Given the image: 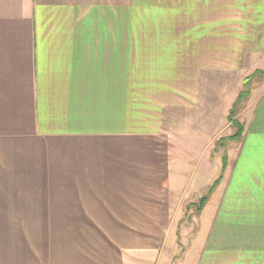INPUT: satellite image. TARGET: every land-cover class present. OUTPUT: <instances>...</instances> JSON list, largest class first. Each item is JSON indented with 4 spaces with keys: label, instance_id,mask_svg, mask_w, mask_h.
Here are the masks:
<instances>
[{
    "label": "crops",
    "instance_id": "0c3cea01",
    "mask_svg": "<svg viewBox=\"0 0 264 264\" xmlns=\"http://www.w3.org/2000/svg\"><path fill=\"white\" fill-rule=\"evenodd\" d=\"M166 2L0 0V264H150L165 249L184 185L163 107L264 54V0L238 14L190 0V41L137 33L144 5L178 20ZM247 103L237 168L264 202V81Z\"/></svg>",
    "mask_w": 264,
    "mask_h": 264
},
{
    "label": "rangeland",
    "instance_id": "374dc122",
    "mask_svg": "<svg viewBox=\"0 0 264 264\" xmlns=\"http://www.w3.org/2000/svg\"><path fill=\"white\" fill-rule=\"evenodd\" d=\"M153 1L163 0H150ZM189 1L167 0L165 8L168 11H179L175 13L178 20L173 21V25L166 21L170 17L164 16L170 12L156 14L150 7L153 4L139 7L133 13L135 17L143 15L138 17L143 27L137 26V33L189 35L190 41L192 4ZM219 2L220 6L223 0ZM227 2L230 14H238L241 0ZM156 18L168 22V29ZM143 19L149 29L145 28ZM158 23L162 29L155 30ZM263 56L260 55L255 63L244 70L202 74L194 104L169 103L163 107L161 120L165 134L170 135L171 164L180 169L182 177L178 181L180 185L182 181L184 187L182 195L178 197L180 201L176 204V213H173L176 216L171 219L165 249L151 257L150 264H240V259L256 264V261H264V202L259 197L261 191H255L252 185L261 180L256 173L252 174L253 180H246L245 171L237 168L241 140L228 139L237 131L229 115L239 93L243 90L250 92L236 106L233 118L243 123L244 115L241 116V113L251 93L264 81ZM177 69L184 70L181 58ZM248 77L251 78L250 86H245ZM191 93L188 91L185 99L180 101L190 102ZM250 150L248 146L246 155ZM224 156L228 161L222 181L224 184L221 183L222 187L210 196L199 214L198 202L208 194L220 176ZM194 185L195 189L192 188ZM191 189L195 192L193 197Z\"/></svg>",
    "mask_w": 264,
    "mask_h": 264
},
{
    "label": "trees",
    "instance_id": "16d2710c",
    "mask_svg": "<svg viewBox=\"0 0 264 264\" xmlns=\"http://www.w3.org/2000/svg\"><path fill=\"white\" fill-rule=\"evenodd\" d=\"M250 80L251 78L248 77L247 80L244 82L245 86H250ZM250 94V92H245L244 90L241 91L237 97L236 102H234L233 107L230 111V115H229V119L232 120V124L235 125L237 127V131L235 133V135L233 136H229L228 139H240L243 135L244 132V126L242 125L241 122L234 120V115H235V110H236V106L241 103L242 101H244L245 97H248ZM222 140V139H221ZM227 156L223 157V166H222V172L220 174V176L215 180V182L213 183V185L211 186V188L209 189V192L207 195H205L204 197H202L200 199V201L198 202L197 205V210L198 213L200 214L204 208V206L206 205V203L209 201L210 196L217 190L218 186L220 185V183L223 180V176H224V172L227 168Z\"/></svg>",
    "mask_w": 264,
    "mask_h": 264
}]
</instances>
